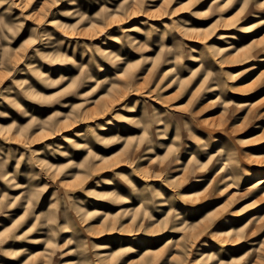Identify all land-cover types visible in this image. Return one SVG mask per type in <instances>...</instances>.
Wrapping results in <instances>:
<instances>
[{"label": "rangeland", "instance_id": "obj_1", "mask_svg": "<svg viewBox=\"0 0 264 264\" xmlns=\"http://www.w3.org/2000/svg\"><path fill=\"white\" fill-rule=\"evenodd\" d=\"M262 20L0 0V264H264Z\"/></svg>", "mask_w": 264, "mask_h": 264}, {"label": "bare ground", "instance_id": "obj_2", "mask_svg": "<svg viewBox=\"0 0 264 264\" xmlns=\"http://www.w3.org/2000/svg\"><path fill=\"white\" fill-rule=\"evenodd\" d=\"M216 2L219 1V0H215ZM264 22V20H262ZM256 184H258L259 186H261L260 188H264V177L262 179H260L259 181L256 182ZM262 218L261 216L259 215H255L252 217V219H255L254 222H257V224H260L262 222ZM170 241V240H169ZM253 244H257L256 241L253 242Z\"/></svg>", "mask_w": 264, "mask_h": 264}]
</instances>
